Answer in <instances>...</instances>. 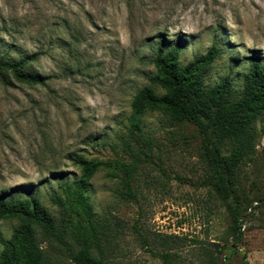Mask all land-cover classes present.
<instances>
[{
    "label": "rangeland",
    "instance_id": "obj_1",
    "mask_svg": "<svg viewBox=\"0 0 264 264\" xmlns=\"http://www.w3.org/2000/svg\"><path fill=\"white\" fill-rule=\"evenodd\" d=\"M161 36L181 40V64L214 45L206 84L227 75L239 89L248 58L264 56V0H0V58L34 56L30 69L45 79L0 81V196L32 194L58 220L79 156L98 164L86 196L116 264H264V114L233 193L218 184L215 154L194 125L161 110L130 125ZM127 177L132 196L122 194ZM18 224L0 218V237ZM42 245L49 264H73L65 246Z\"/></svg>",
    "mask_w": 264,
    "mask_h": 264
},
{
    "label": "trees",
    "instance_id": "obj_2",
    "mask_svg": "<svg viewBox=\"0 0 264 264\" xmlns=\"http://www.w3.org/2000/svg\"><path fill=\"white\" fill-rule=\"evenodd\" d=\"M155 51L152 62L157 73L149 77L151 85L143 86L133 97L131 127L138 129L137 121L146 110H161L173 122L194 125L202 145L215 154L212 162L220 171L217 173L218 184L233 193L238 166L254 146L255 121L264 114V56L248 58L243 85L237 89L227 75L211 86L206 84L203 70L219 55L214 45L204 55L186 64L179 61L181 40L166 42L161 36ZM34 58L14 60L1 57L0 81L10 83L7 73L20 83L44 84L45 79L30 69ZM153 86L163 89L164 93L157 94ZM226 143L229 150L223 154ZM74 161L81 175L72 186L64 184L65 198H57L63 209L58 220L32 194L22 198L0 196V218L19 220L9 238L0 237L3 246L0 264H49L42 244L53 240L67 248L73 264H116L102 248L101 238L105 236L106 223L94 214L86 196L87 181L98 164L79 156ZM120 167L126 168L121 163ZM129 180L127 177L126 191L122 194L132 196ZM228 209L236 222L235 208L228 205ZM239 229L234 243L240 239ZM72 242L76 248L71 246ZM242 264L248 263L244 261Z\"/></svg>",
    "mask_w": 264,
    "mask_h": 264
}]
</instances>
